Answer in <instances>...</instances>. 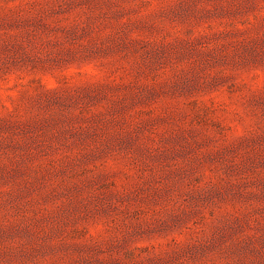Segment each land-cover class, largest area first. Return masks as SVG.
Wrapping results in <instances>:
<instances>
[{
  "label": "rangeland",
  "instance_id": "obj_1",
  "mask_svg": "<svg viewBox=\"0 0 264 264\" xmlns=\"http://www.w3.org/2000/svg\"><path fill=\"white\" fill-rule=\"evenodd\" d=\"M0 264H264V0H0Z\"/></svg>",
  "mask_w": 264,
  "mask_h": 264
}]
</instances>
